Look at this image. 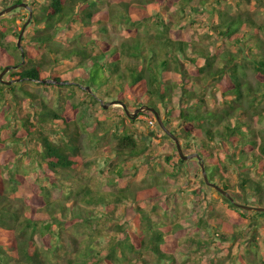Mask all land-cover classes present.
Masks as SVG:
<instances>
[{
  "label": "trees",
  "instance_id": "trees-1",
  "mask_svg": "<svg viewBox=\"0 0 264 264\" xmlns=\"http://www.w3.org/2000/svg\"><path fill=\"white\" fill-rule=\"evenodd\" d=\"M49 1L40 8L35 7L39 2L31 3V25L35 26L33 41L45 47L50 57L55 55L51 64L79 60L76 69L82 75L73 82L63 81L59 75L50 76L46 72V57L35 63L28 59L26 52L24 63L25 66L31 63V67L13 69L4 79L21 80V86L30 81L46 87L71 88L67 96L70 103L78 88L89 100L78 105L71 103L75 111L83 106L90 110L96 104L104 110V106L113 101L127 107L134 102L153 108L165 117L166 127L185 142L187 151H198L211 182L229 192L234 187L226 177L231 166L238 179L236 187L251 192L257 206L264 207V130L256 129V124H264V24H259L249 13L236 11L241 3L250 5L253 1L257 2V7H264V0H239L235 5L229 2L233 0ZM150 5H156L161 12L151 14ZM205 12L214 17L206 34L189 33L196 25L193 20L188 26L181 22L172 26L165 21V15L173 19L178 16L192 19V15ZM75 23L81 26L82 34L75 47L63 49L57 38L59 30ZM41 25L44 26L41 28ZM112 30L127 34L116 46H112L110 36L104 40L91 38L93 35L101 38ZM220 42L228 47L221 50ZM15 49L18 50L17 45ZM10 66L20 67L21 62L8 55L0 44V73ZM252 74L255 82L250 79ZM48 79L54 83H45ZM0 87L16 96L17 84ZM86 87H90L92 94L83 89ZM196 87L202 91L201 95L196 93ZM218 94L222 98L219 108L209 109L207 97L218 99ZM57 101L65 102L62 94ZM145 114L148 121L156 122L154 113ZM175 121L178 127L174 126ZM10 123L0 124V167L4 170L0 169V264H57L61 257L65 264L78 261L82 264H138L133 260L139 259V253L143 252L155 255L156 264H179L178 255L183 259L180 264H193L192 261L209 254L210 240L183 234V225L157 222L152 218L160 201H164L165 210L170 213L175 210L166 202L172 196H164L154 186L130 194L133 204H153L150 212L137 206L134 218L137 234L128 224L116 222L112 231L115 235L104 239L107 235L102 234L101 219L106 216V226L115 220L107 216L117 217V205L129 199L127 190L121 189L114 196L96 195L85 185L77 189L76 197L72 196V191L67 194V199H73L74 207L79 200L87 207L99 206L100 211L87 208L83 212L77 207L69 208L66 200L52 198L51 187L55 189L54 197L64 187L57 177L75 171L84 163L82 150L77 146L79 135L71 130L70 118L42 100L36 107L34 103L33 111L21 120L23 132L12 130ZM52 123L64 126L56 136L49 130ZM53 136L58 140L52 139ZM148 146L145 138L139 144L134 136L125 133L118 138L115 153L137 157L146 154ZM219 148L224 151L225 160L214 158V151ZM22 166L34 170L38 178L45 177L35 180L21 169ZM252 169L256 170L258 180L253 178ZM200 171L199 168L194 177ZM63 180L73 184L71 178ZM32 184L38 186L42 198L32 189ZM26 191L31 198L42 202L40 209L27 204L31 199ZM195 193L198 195L199 190ZM224 200L229 207L239 210ZM68 210L74 217L70 220L91 232L80 242V247L77 239L73 240L77 246L73 252L61 243V230L72 223L66 218ZM198 213L197 208L196 218ZM252 213L254 220L264 215ZM197 224L200 228L207 226L206 234L213 241L226 242L227 238L222 235L236 233L234 226L226 221L214 225L200 219ZM232 239L235 240V236Z\"/></svg>",
  "mask_w": 264,
  "mask_h": 264
},
{
  "label": "rangeland",
  "instance_id": "rangeland-1",
  "mask_svg": "<svg viewBox=\"0 0 264 264\" xmlns=\"http://www.w3.org/2000/svg\"><path fill=\"white\" fill-rule=\"evenodd\" d=\"M16 0H0V11L4 8L11 6ZM28 3L31 8V3L33 1L39 2L35 6L40 8L43 3L49 4V0H23ZM233 5L237 4L239 0L229 1ZM256 1L252 4L241 3L236 11L249 13L253 18L259 23L264 24V7L256 6ZM102 7V6H101ZM105 8V7H104ZM32 9V8H31ZM148 11L151 14H155L159 11L156 5L148 6ZM161 12V11H159ZM184 16V15H183ZM192 19L180 18L178 16L176 19L170 17V15H165V21L174 25L176 22L185 23L189 25L190 20L195 21L196 25L190 28L189 33L193 32L198 34H206L209 32V24H212L214 17L210 12H205L201 15H192ZM29 18V13L25 9H18L14 12L3 16L0 18V44L4 46L8 55H13L18 62L22 61L21 51L15 49L18 44V37ZM28 24L26 30H24V35L22 38L21 46L25 54L27 52L28 59L33 60L35 63H40L43 59L47 60L46 69L48 75H59L63 81L73 82L75 77L82 75L76 67L79 64V60L73 59L70 61H60L57 64H51V59L55 58V55H48L45 51L46 48L37 44L33 41L35 32L34 25ZM44 25H41V28ZM127 27V25H125ZM57 38L59 42L62 43L63 49H69L76 46L78 37L82 34V28L79 24H68L63 26ZM116 31V30H115ZM112 30L110 34L104 35L101 38L93 35L91 38L98 40H104L109 38L112 41V46H116L121 43L122 39L127 35L123 32H115ZM184 34V33H183ZM187 36V35H185ZM183 36V37H185ZM191 36V35H190ZM85 39H88L85 37ZM218 45L221 50L226 49L228 46L220 42ZM231 49V47H230ZM233 51H235L232 48ZM258 52V51H257ZM260 52V51H259ZM46 54L48 56H46ZM31 63L25 66V63L20 68L25 69L31 67ZM257 75V74H256ZM7 76V75H6ZM5 76V77H6ZM16 78L12 79L15 80ZM250 79L255 82L254 75ZM6 80V79H5ZM45 83H54L52 80H45ZM17 84L15 89L16 96L13 93L8 92L7 89L0 87V124L2 122H9L12 130H21V120L25 119L32 111L35 103V107L40 101L44 100L50 107L58 112L62 111V114L70 118L72 131H76L79 135L78 145L82 150L83 154V165L77 168L75 171L65 172L58 176L59 183L63 184L64 187L60 193H55L53 187L50 188L52 192V198L66 200L67 206L69 208H80L83 212L89 208L92 210L96 208L100 211L99 206L87 207L85 203H81L77 200V205L72 204L73 199H67V194L72 191L74 197H76V192L80 186H89L96 195L106 194L114 196L121 189L127 190L129 194V199L124 201L123 204L117 205L119 210L117 211V217L115 215H109L107 218H115L114 221L109 222L108 226L104 224L106 221L103 215L102 220V234L107 236L104 239H109L111 236L115 235L114 225L116 222H124L128 224L129 229L133 233L137 232V226L134 225V218L137 214V206L145 209L146 211H152V203H138L133 204L130 194H136L140 191H144L151 187H157L160 192H163L164 196L171 195L172 198L167 199L166 202L173 207L174 213L169 212L164 205V201L157 203V211L152 214V218L157 222H166L172 224L183 225L185 231L183 234H190L198 236L202 240H210V252L204 257L198 260L192 261L193 264H264V215L256 217L252 212H248L242 209L236 210L228 206L227 202L223 197L215 191L213 188L206 186L203 181L202 173L194 177V173L199 171L200 164L197 160L180 163V157L175 148V144L171 139L166 138L164 132L159 126L152 127L148 116L145 113L140 114L134 120L127 118L124 110L120 105L109 107L107 110H102L99 104L91 107L90 110L87 107H82L79 111H75L70 106L71 103L78 105L81 104L85 99L89 100L87 95L80 89H75L74 97L71 100H67V96L71 93V88L63 87H46L44 85L27 81V83L20 85ZM3 85V84H0ZM14 85V84H13ZM192 89V88H191ZM195 88H193L194 90ZM28 92L32 97H28L23 92ZM92 91V90H91ZM196 93L202 94L199 87H196ZM62 94L63 100L65 102L59 103L58 97ZM67 102V103H66ZM222 102V98L218 94V99L214 97H207V105L209 109H218ZM213 104V106H211ZM88 106V105H85ZM130 107H127L130 112H135L138 108L142 107L140 104L131 102ZM82 116V117H81ZM165 120L163 116H161ZM244 120L245 119H241ZM174 126L178 127L176 121ZM56 126L53 123L49 127V130H53L54 136L57 135V131L64 128V126ZM257 130H264V124H256ZM22 131V130H21ZM9 132H11L9 130ZM23 132V131H22ZM125 133L134 136L136 140H139V144L145 138L149 149L146 154L141 156H127L118 155L115 153V146L118 144V138ZM9 136L10 133H7ZM52 139L58 140L57 137ZM184 153L190 155L193 153H198V151H187L186 144L184 141H180ZM193 145V144H191ZM214 158L224 159L226 158L223 150L216 149L214 151ZM171 159V161H169ZM250 160L247 161V164ZM2 171L3 168L0 167ZM21 169L25 170L27 174L35 178V180L41 181L45 176L38 178V174H35L34 170H29L26 166H22ZM231 170L226 177L229 178L232 187L229 193L232 197L240 204H246L249 206H257L256 197L251 194V192L244 191L237 188L238 179L233 168L229 166ZM253 178L258 180L256 175V170H250ZM153 176V177H150ZM64 178L72 180L73 184H69L68 181L63 180ZM53 182V181H51ZM50 182V183H51ZM42 184V183H41ZM40 185V184H39ZM32 189L39 192V197L42 198L41 192L35 184H32ZM52 186V185H51ZM163 190V191H162ZM199 190V194L196 195V191ZM24 189H22V192ZM24 193V192H23ZM28 197L31 200L26 201L27 204L31 203L36 208L40 209L42 202L33 199L26 191ZM208 198V199H207ZM113 199V198H110ZM177 202V204H176ZM135 203V202H134ZM192 208L194 210H192ZM198 208V218H196L195 212ZM204 211V212H203ZM169 212V213H167ZM166 214V215H165ZM68 222L63 228L61 243L68 247L70 252H73L77 246L73 243L74 239H77V245L80 247V242L82 243L89 237V229L86 226H77L74 222V217H72L71 212L68 210L66 216ZM204 221L206 224L211 222L214 225H220L223 221L228 222L234 226L236 230L235 235L224 234L223 237L227 238L226 242L218 240L213 241V239L207 236V230L205 225L200 228L197 224L198 220ZM137 234V233H136ZM174 234L173 236H175ZM235 236V240L232 237ZM72 257V255H70ZM139 259L133 261L138 264H156V257L151 252L139 253ZM179 264L182 263L183 259L177 256ZM63 257L59 259L57 264H65ZM76 264H82L77 262Z\"/></svg>",
  "mask_w": 264,
  "mask_h": 264
},
{
  "label": "water",
  "instance_id": "water-1",
  "mask_svg": "<svg viewBox=\"0 0 264 264\" xmlns=\"http://www.w3.org/2000/svg\"><path fill=\"white\" fill-rule=\"evenodd\" d=\"M22 8L27 10L28 13H29V18H28L26 24L23 26V29L21 30L20 34H19L18 44H17L18 49L21 51V58H22L21 64L23 65L24 64V59L23 58L25 57V52L22 49L21 42H22V38H23V35H24V32H25L24 30H26L28 24L32 20L33 10L29 7V5L26 2L22 1V3L13 4L11 6H8V7L4 8L2 11H0V18L3 17V16H6V15L12 13V12H14L15 10L22 9ZM17 68L18 67H12V66L5 68V70L0 73V83L3 84V85H6V86H10V85H12L14 83H19L21 80H5L4 79V77L9 72H11L13 69L16 70ZM59 84H63V83H59ZM89 88L90 87H86V88H83V89H85L90 94H92V91ZM117 105H120L122 107V109L124 110L127 118H130L131 120H134L136 117H138L142 113H146V112L154 113L155 117H156L157 125L160 127V129L164 132V134L167 137H169L171 140H173V142H174V144L176 146L175 148L177 149V153H178L180 159L183 162L192 161V160H197L199 162L201 173H202V177H203V181L206 184V186H208L210 188H213L224 199H226L228 202L233 204V206H236L239 209H242V210H245V211H248V212L264 213V207H260V206L257 207V206H249V205H246V204H240L232 197V195L228 191H226L225 189H223L220 186L216 185L215 183L211 182L209 177H208V173L206 171L205 162L203 161V158L198 153H193V154H190V155H186L184 153V150L182 148V145H181V142H180L179 138L174 133H172L171 130H169L166 127V125L164 123V120L161 118L159 113H157L153 108H150V107H147V106H142V107L138 108L137 110H135V112H130L126 105H124L122 103H119L117 101H113V102H110V103L106 104L104 106V109L107 110L109 107L117 106Z\"/></svg>",
  "mask_w": 264,
  "mask_h": 264
},
{
  "label": "built area",
  "instance_id": "built-area-1",
  "mask_svg": "<svg viewBox=\"0 0 264 264\" xmlns=\"http://www.w3.org/2000/svg\"><path fill=\"white\" fill-rule=\"evenodd\" d=\"M150 123V125L152 126V127H155L156 125H157V123L156 122H149Z\"/></svg>",
  "mask_w": 264,
  "mask_h": 264
},
{
  "label": "flooded vegetation",
  "instance_id": "flooded-vegetation-1",
  "mask_svg": "<svg viewBox=\"0 0 264 264\" xmlns=\"http://www.w3.org/2000/svg\"><path fill=\"white\" fill-rule=\"evenodd\" d=\"M258 207V206H257ZM261 207V206H260ZM264 214V213H263Z\"/></svg>",
  "mask_w": 264,
  "mask_h": 264
}]
</instances>
